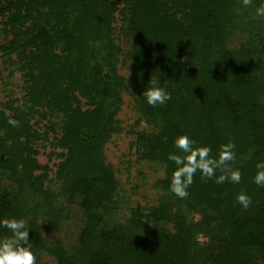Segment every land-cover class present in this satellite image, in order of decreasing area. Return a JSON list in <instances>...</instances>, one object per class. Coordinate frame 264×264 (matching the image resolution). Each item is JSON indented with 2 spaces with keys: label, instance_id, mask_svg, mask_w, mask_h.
Returning <instances> with one entry per match:
<instances>
[{
  "label": "trees",
  "instance_id": "16d2710c",
  "mask_svg": "<svg viewBox=\"0 0 264 264\" xmlns=\"http://www.w3.org/2000/svg\"><path fill=\"white\" fill-rule=\"evenodd\" d=\"M4 2L9 12L4 22L8 20L14 26L13 32L20 34V26L33 20L38 24L39 40L20 66L26 70L25 87L41 98L37 101L45 109L31 111L8 103L0 110V179L12 181V190L0 194V217L28 218L24 200L34 182L29 167L42 168L31 157L35 153L32 143L56 133L58 128L59 136L53 137L55 146L65 151L58 154L62 160L56 165L54 177L61 194L69 204L78 205L87 221L78 235L80 256H59L57 264H118L125 256L135 257L142 264H158L159 247L151 249L140 243L142 239L164 240L161 231L146 237L151 230L144 223L117 224L112 217L117 204H111L114 202L109 196L116 179L111 167L103 162L102 147L113 131L120 93L127 91L141 115L157 127L156 134L141 140L146 141L144 149H153L168 162L164 188H168L175 168L167 154L176 151L172 147L176 135L186 133L198 143L209 144L213 154L217 145L228 139L236 144L238 157L254 149L241 167L240 184L205 183L198 173L194 175L187 205L199 209L203 221L183 227L179 244L181 250L185 249L183 242L187 248L193 244L198 251L193 258H203L204 264H253V255L264 259V187L251 182L255 161L264 159V74L256 72L247 52L219 66L203 56L220 27L236 28L247 22L240 0H126L118 9V0ZM257 3L259 0H252L249 6ZM49 6L55 11L46 15L43 10ZM115 10L129 14L128 25L121 30L131 50L133 76L128 85L116 73L111 51L119 50L111 37L110 16ZM41 18L43 26L37 22ZM56 48L58 54L52 52ZM14 49L6 46V60L12 62ZM152 77H158L161 86L172 94L170 101L155 108L140 96ZM78 90L91 108H80ZM6 111L20 121L18 127L6 122ZM34 113L47 120L41 134L29 124L27 115ZM54 116L59 118L57 122L50 119ZM167 122L174 127L172 131H166ZM241 190L253 198L247 209L235 202ZM154 213L158 220H164L160 208L145 217ZM202 229L209 243L199 246L194 234ZM5 232L0 228V235ZM32 245L34 252L46 249L37 237ZM166 249L170 262L187 263L186 254H178L177 246L170 244Z\"/></svg>",
  "mask_w": 264,
  "mask_h": 264
},
{
  "label": "rangeland",
  "instance_id": "374dc122",
  "mask_svg": "<svg viewBox=\"0 0 264 264\" xmlns=\"http://www.w3.org/2000/svg\"><path fill=\"white\" fill-rule=\"evenodd\" d=\"M4 1L6 0H0V110H3V106L8 103L10 106L22 109L29 107L28 110L31 109V111L44 110L45 106L37 101L41 98L35 96L33 91H29L25 87L24 72L26 70L22 67L26 53L39 40L38 24L36 25L33 20L20 26V34L13 32L14 26L8 24V20L4 22L9 15L3 6ZM124 1L126 3V0H118L117 9L122 8ZM258 4L243 9L246 13L244 16L246 20H244L247 22L245 24L236 28L224 26L219 28L213 37L212 47L204 50L203 56L207 58L208 62L219 66L222 61L228 60L240 52H247L256 65V72L264 74V19L253 18L254 9ZM223 7L225 8L226 5L223 4ZM50 10L55 11V8L49 6L43 12L47 15ZM110 17L113 26L111 37L119 48L118 52L111 50L115 56V70L128 85L133 76L131 50L130 44L123 38L121 30L127 27L129 14L125 11L124 15H121L118 10H115ZM37 22L43 26L42 18ZM7 45L15 48L14 53L11 54L12 62L9 61L10 59L6 60L5 48ZM22 49H25L24 52ZM52 52L58 54V48ZM82 67L85 70L86 67L83 65ZM61 82L63 81L61 80ZM77 98L82 110L91 108L88 99L81 96L79 90ZM115 111L113 131L102 147L103 162L111 167L116 179V184L111 189L109 196L110 202H114L111 204L114 206L117 204L115 210L113 209L114 221L117 224L134 221L144 223L151 230L150 233L145 234L146 237L150 235L154 237L156 232L160 233L161 231L164 240H159L160 237L155 238L154 241L143 240L142 237V240L140 239V244L144 247L150 246L151 249L155 245H157L156 248L159 247L160 253L157 254L156 261L158 264H181V261L170 262L167 258L166 248L170 244L175 248L177 246L178 254L183 253V256L186 254L187 263L184 261L183 264H204L201 262L203 258H193V254L198 253L193 244L187 248L185 241L183 242L185 249L181 250L180 248L182 244L181 229L183 227L185 229L190 223L203 221L202 214L198 212L199 209L194 210L192 206L188 207L186 198H177L168 191V188L162 186L163 179L168 176V167L166 168L168 162L153 149H144L146 141L141 138L148 134H156L157 127L141 115L133 95L127 91H121ZM27 116L29 124L41 134L43 125L47 121L46 118L40 119V116L35 113ZM50 119L57 122L59 118L54 116ZM165 128L166 131H172L174 127L167 122ZM59 134L60 130L56 128V133H49L46 138L43 136L36 138L32 143L35 153H32L31 157L42 168L28 166L31 169L34 182L29 185L30 192L24 201L28 207L27 210H29L26 215L30 227L29 236L33 240L37 237L46 248L34 252L35 264H57L59 256L63 258L76 257L80 256L82 252L78 235L87 221L86 214L80 210L78 205L67 202L54 177L56 165L62 160L58 154L65 151L62 147L55 146L53 137L59 136ZM146 150L147 152H145ZM1 157L4 158V154ZM17 169H20V165L17 166ZM43 175H46L45 179ZM11 184L12 181L9 178L0 179V194L5 190H12ZM10 197L14 198V195ZM158 208L164 210V220L161 218L158 220L155 213L150 217H145L150 214L151 210L158 211ZM5 234H7V230ZM194 240L200 244L199 246L209 243V237L203 229L194 234ZM165 256L166 259H164ZM118 264L142 263L135 257L125 256L119 258ZM253 264H264V259L253 255Z\"/></svg>",
  "mask_w": 264,
  "mask_h": 264
},
{
  "label": "clouds",
  "instance_id": "9594fccd",
  "mask_svg": "<svg viewBox=\"0 0 264 264\" xmlns=\"http://www.w3.org/2000/svg\"><path fill=\"white\" fill-rule=\"evenodd\" d=\"M247 7L252 0H240ZM254 19H264V0H259L253 13ZM141 97L143 102L155 108L163 106L172 99L170 91L161 86L158 77H152L147 81ZM7 123L12 127H18L20 121L9 116L7 111ZM143 123V122H142ZM176 151L167 154V160L174 163L168 183V191L177 198L184 199L189 195V187L193 183V177L198 173L201 182L211 180L217 185L226 181L231 184H240L241 167L251 158L254 149H249L248 155L240 154L238 157L237 146L232 139L217 145L215 153L213 148L206 143L198 141L188 134L176 135L172 142ZM239 160L240 166H237ZM255 172L251 176V182L258 187H264V159H257L254 163ZM235 202L247 209L252 203V196L241 190L235 195ZM0 228L6 229L7 234L0 235V264H35V254L32 241L29 237V224L27 218L20 216L0 217Z\"/></svg>",
  "mask_w": 264,
  "mask_h": 264
}]
</instances>
